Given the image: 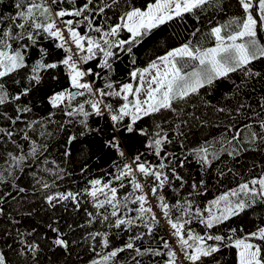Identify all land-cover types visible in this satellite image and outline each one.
I'll return each mask as SVG.
<instances>
[{"label": "snow or ice", "instance_id": "obj_1", "mask_svg": "<svg viewBox=\"0 0 264 264\" xmlns=\"http://www.w3.org/2000/svg\"><path fill=\"white\" fill-rule=\"evenodd\" d=\"M220 6L221 0H148L144 7L137 6L136 0H16L13 15H0V25L6 23L0 28V184L11 181L23 192L16 183L20 178L16 172L30 171L44 192L48 208L71 204L79 211L82 204L91 205L92 211L84 209L86 222L76 228L99 223L133 233L122 246L111 248L91 264H119L120 254L127 250L135 253L130 264H143L141 258L146 255L165 256L164 264H205L221 248H234L237 264H264V226L239 237L236 228L223 234L216 231L254 205H264V168L203 207L194 193L199 196L207 192L204 180L193 181L186 197L179 195L188 182L178 169L190 162L206 172L225 156L236 161L250 151L264 152V96L255 107L243 99L247 95L243 90L250 82L264 80V70H256L257 62L264 64V0H235L236 14L223 23L214 22L209 11ZM186 15L207 22L203 35L209 45L189 38L145 67H136L134 47L161 25L183 20ZM201 32L197 27L190 36ZM44 41L51 42L62 57L49 59L52 53L43 46ZM33 50L35 59H31ZM120 53H127L133 65L127 82L114 78V62ZM92 64L95 67L89 66ZM233 74H239V82L232 81L234 91L217 105L201 95L218 82L230 80ZM46 75L55 81L65 77L67 86L47 95V115L37 117L23 98ZM204 108H210L211 113L203 112ZM93 117H107L111 122L112 135L104 146L117 156L113 170L88 179L87 187L81 190H59L57 182L71 173L48 159L49 142L54 138L48 129L55 126L56 131L63 132L78 124L83 136L93 131L89 125ZM146 120H151V125L141 127ZM193 122L201 128L222 131L188 148L185 128ZM121 133L144 137L146 151L129 156ZM75 139V135L69 136L68 143ZM170 145H178L181 154L170 151ZM69 155L66 150L64 156ZM33 169L54 179L45 182ZM85 170L82 168L81 173ZM228 174L238 175L232 168L218 169L220 178ZM169 189L178 196L171 203L165 195ZM4 196L11 194H0V202ZM154 209L169 225L172 241L161 238L160 248L142 249L137 241L154 235L160 224ZM193 222L203 225L205 231H194ZM58 224L53 220L47 225L55 234L50 241L52 248L68 252L77 243L69 239L75 229L69 224L65 232ZM141 227L145 231L136 233ZM33 232L35 229L26 234L18 232L17 244L6 245L7 251L0 248V264H40V244L26 238ZM87 239L104 248L110 246L108 231L88 232Z\"/></svg>", "mask_w": 264, "mask_h": 264}, {"label": "trees", "instance_id": "obj_2", "mask_svg": "<svg viewBox=\"0 0 264 264\" xmlns=\"http://www.w3.org/2000/svg\"><path fill=\"white\" fill-rule=\"evenodd\" d=\"M15 2L16 0H0V15L4 17L13 15L15 13ZM147 2L148 0H136V5L144 7ZM209 11L212 14L214 22L223 23L230 16L236 14L235 0H221L219 9H210ZM2 27H6V23L5 25H0V28ZM197 27L201 28V34L197 37H191V32ZM207 28L208 24L205 20L202 19L200 22H197L190 15H186L183 20L177 19L161 25L134 47L135 66L140 68L145 67L151 60L164 54L166 50L179 46L180 43L189 38L193 39L194 43L199 41L208 46L209 41L203 35L207 31ZM121 35L122 38L127 39L126 33H122ZM43 46L48 48L52 53L49 59H59L62 57L63 53L56 50L51 42L44 41ZM36 57V50H33L31 59H35ZM130 59L127 53L119 54V58L114 62L115 79L127 82L128 72L133 67ZM89 66L95 67L94 64ZM256 70H264V64L257 62ZM238 77L239 74H233L230 80L218 82L207 93L202 91L201 95L212 105H217L226 94L231 95L234 91L232 81L239 82ZM66 86L67 81L65 77L61 76L59 81H55L46 75L44 81L28 97L23 98V103H27L33 108L34 116H46L49 110L47 95L53 90ZM243 91L247 93V95L243 96L245 102L252 103L255 107L259 98L264 96V80L250 82V86ZM202 111L211 113L210 108H204ZM8 112L10 115L12 114L11 107L8 109ZM209 118L216 119V117L211 115ZM57 119L60 120L61 117L58 115ZM223 122L227 123V121ZM0 123L3 122L0 121ZM151 123V120H146L140 126L148 127ZM89 125L93 131L85 132L83 136L80 135L82 129L78 124L68 126L63 132L56 131L55 126L48 129L54 132V138L49 142L50 153L48 154V159L50 161L55 160L61 168L71 173L70 176H65L63 180L57 182L60 185L59 190H81L87 187L86 181L88 179L100 178L106 172L113 170V161L117 159V156L112 150L104 146L105 141L110 139L112 135L111 122L107 117H93L90 119ZM96 129H99V131H96ZM185 131L187 133L186 146L191 148L197 146L206 138L210 139L211 137L219 136L222 129L217 130L212 127L201 128L193 122L191 127L185 128ZM72 135H75L76 139L69 144L68 138ZM120 135L129 156L146 151L144 148V137L127 133H121ZM66 150L70 152V155L67 157L64 156ZM169 150L176 152L177 155H180L182 151L178 145H170ZM146 158L153 163L156 162L152 156H147ZM253 164L258 167L253 168ZM0 165H2V162H0ZM49 166L55 167L54 165ZM82 168L86 169L84 173H81ZM227 168H232L238 175L228 174L220 178L218 176V169L227 171ZM261 168H264V152L250 151L244 153L236 161L225 156L221 162L214 163L206 172H202L199 165L192 161L184 168L178 169L185 181L188 182L185 188L180 190L179 195L186 197L187 193L191 191L189 185L193 181L199 182L200 180H204L207 192L199 196H196L194 193L196 202L203 207L208 201L214 199L224 191L236 187L242 180L250 179L253 175H259ZM33 170L37 171L40 176H43L45 182L51 183L54 179V177L47 173L39 172L38 169ZM16 176L20 177L16 183L19 188L24 189L23 192H19L17 188L13 187L11 181L7 184H0V194H11V196H4V201L0 202V208L3 209V213H0V248H3L5 251H7L6 245H15L19 242L18 232L26 234L35 229L32 236H26V238L40 244V264H91L92 260H98L102 255L110 251L111 248L122 246L128 236L133 234L128 231L108 229L105 225L99 223L91 227L76 228V225L86 222L87 217L84 209L92 211L90 204H82L79 211L75 210L71 204L57 207L54 210L50 209L43 199L44 192L39 190V185L35 184L30 171L26 170L23 173L17 171ZM174 186L178 188V182H175ZM165 195L170 203L178 198L177 194L172 192L171 189L165 192ZM53 220H58L59 224L56 226H59L65 232L69 231L67 225H73L75 230L70 234L69 239L75 240L77 243L72 245L70 251L65 252L63 249L52 248L50 241L55 234L49 231L47 225ZM261 226H264V205L257 204L239 216L225 222L216 231L223 234L227 233L229 228H236V235L239 237L255 231L257 227ZM191 227L194 231L201 234L205 231L204 226L196 222H193ZM94 231L110 232L109 248H104L99 243L87 239L88 232ZM141 231L145 230L142 227L135 229L136 233ZM169 232L170 228L166 220L164 222L160 219V224L155 229L154 235H146L144 239L137 241V246L142 249L160 248L161 238L169 240ZM132 255H135V253L131 252V250L120 254L119 264H130V256ZM141 259L143 264H164L166 257L146 255ZM217 261L220 264H237L236 250L234 248H221L220 252L215 254L214 257L207 258L205 264H217Z\"/></svg>", "mask_w": 264, "mask_h": 264}, {"label": "built area", "instance_id": "obj_3", "mask_svg": "<svg viewBox=\"0 0 264 264\" xmlns=\"http://www.w3.org/2000/svg\"><path fill=\"white\" fill-rule=\"evenodd\" d=\"M155 203H156V202H155V200L153 199V200H152V204L154 205ZM155 210H156V212H157V216L160 217V219H161L162 221L165 222V220H164V218L161 216L159 210H158V209H155ZM169 241H170V242L172 241V238H171V237L169 238Z\"/></svg>", "mask_w": 264, "mask_h": 264}, {"label": "rangeland", "instance_id": "obj_4", "mask_svg": "<svg viewBox=\"0 0 264 264\" xmlns=\"http://www.w3.org/2000/svg\"><path fill=\"white\" fill-rule=\"evenodd\" d=\"M262 42H264V41H262Z\"/></svg>", "mask_w": 264, "mask_h": 264}]
</instances>
